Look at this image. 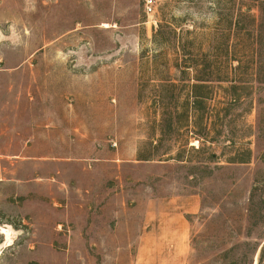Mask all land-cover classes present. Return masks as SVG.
Returning <instances> with one entry per match:
<instances>
[{"label":"rangeland","instance_id":"1","mask_svg":"<svg viewBox=\"0 0 264 264\" xmlns=\"http://www.w3.org/2000/svg\"><path fill=\"white\" fill-rule=\"evenodd\" d=\"M145 1L0 0V264H264V0Z\"/></svg>","mask_w":264,"mask_h":264},{"label":"crops","instance_id":"2","mask_svg":"<svg viewBox=\"0 0 264 264\" xmlns=\"http://www.w3.org/2000/svg\"><path fill=\"white\" fill-rule=\"evenodd\" d=\"M168 204L164 206L160 213L154 216L152 220L153 229L146 235L148 239V256L150 261L155 262L158 260L155 264L160 263L163 256L175 253H178L175 255H184L188 251L189 224L184 217V213L194 211V206L177 199L168 201ZM141 239L144 240L143 237ZM140 245L139 254L142 255V249L146 245H142V243ZM155 257H158V259H155ZM161 263L171 264L170 259H166Z\"/></svg>","mask_w":264,"mask_h":264},{"label":"built area","instance_id":"3","mask_svg":"<svg viewBox=\"0 0 264 264\" xmlns=\"http://www.w3.org/2000/svg\"><path fill=\"white\" fill-rule=\"evenodd\" d=\"M145 7H146L147 12H150L152 10V0H146Z\"/></svg>","mask_w":264,"mask_h":264}]
</instances>
